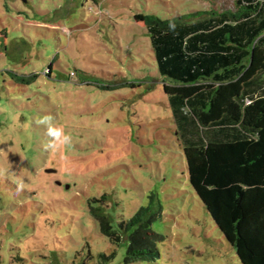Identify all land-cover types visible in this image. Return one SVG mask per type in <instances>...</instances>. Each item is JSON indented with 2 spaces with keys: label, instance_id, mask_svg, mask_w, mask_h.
I'll list each match as a JSON object with an SVG mask.
<instances>
[{
  "label": "rangeland",
  "instance_id": "rangeland-1",
  "mask_svg": "<svg viewBox=\"0 0 264 264\" xmlns=\"http://www.w3.org/2000/svg\"><path fill=\"white\" fill-rule=\"evenodd\" d=\"M235 2L0 0V264H126L129 232L114 244L93 211L119 230L147 207L164 241L135 264H242L190 185L170 83L134 17ZM49 127L71 143L49 148Z\"/></svg>",
  "mask_w": 264,
  "mask_h": 264
},
{
  "label": "trees",
  "instance_id": "trees-1",
  "mask_svg": "<svg viewBox=\"0 0 264 264\" xmlns=\"http://www.w3.org/2000/svg\"><path fill=\"white\" fill-rule=\"evenodd\" d=\"M134 17L170 83L163 87L190 185L241 263L264 264V0L170 20ZM11 75L21 85L39 77ZM93 213L114 244L129 232L126 264L159 258L164 238L153 224L160 207L142 208L119 230L106 214Z\"/></svg>",
  "mask_w": 264,
  "mask_h": 264
},
{
  "label": "clouds",
  "instance_id": "clouds-1",
  "mask_svg": "<svg viewBox=\"0 0 264 264\" xmlns=\"http://www.w3.org/2000/svg\"><path fill=\"white\" fill-rule=\"evenodd\" d=\"M50 119L51 118H45V120L42 122L48 123L50 122ZM49 135L54 137V140L49 142L48 144L49 148L55 149L58 146V144L67 145L71 143V136L64 134L61 129H53L49 127Z\"/></svg>",
  "mask_w": 264,
  "mask_h": 264
},
{
  "label": "water",
  "instance_id": "water-1",
  "mask_svg": "<svg viewBox=\"0 0 264 264\" xmlns=\"http://www.w3.org/2000/svg\"><path fill=\"white\" fill-rule=\"evenodd\" d=\"M48 172L55 173L56 171H51V170H48ZM59 184H60V183H59Z\"/></svg>",
  "mask_w": 264,
  "mask_h": 264
}]
</instances>
